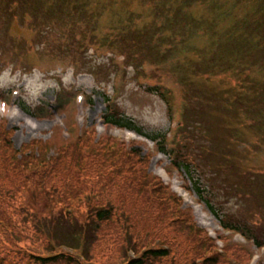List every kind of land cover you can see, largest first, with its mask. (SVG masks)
Returning a JSON list of instances; mask_svg holds the SVG:
<instances>
[{
	"label": "rangeland",
	"instance_id": "374dc122",
	"mask_svg": "<svg viewBox=\"0 0 264 264\" xmlns=\"http://www.w3.org/2000/svg\"><path fill=\"white\" fill-rule=\"evenodd\" d=\"M184 1L22 0L0 11V104L19 112L0 113V264H130L147 250L169 254L151 264H264V249L220 228L151 142L105 131L108 96L143 133H170L179 158L207 166L206 197L227 222L264 241V16L251 2L219 0L223 10L184 12L196 27H173L164 14ZM244 17L253 25L240 31ZM62 102L59 112L47 106ZM190 113L200 128L185 123ZM135 186L150 203L127 201ZM105 207L113 217L90 254L85 240L71 250L66 219L90 223Z\"/></svg>",
	"mask_w": 264,
	"mask_h": 264
},
{
	"label": "trees",
	"instance_id": "16d2710c",
	"mask_svg": "<svg viewBox=\"0 0 264 264\" xmlns=\"http://www.w3.org/2000/svg\"><path fill=\"white\" fill-rule=\"evenodd\" d=\"M219 0H186L184 1L183 5H181L178 9V11H170L167 14H164L165 16H167L169 18V20H171V24H173V27H176L178 25H180V23H187L192 25V28L196 27L195 23H202L201 21H197L195 18H191V16H189L188 14L185 16L184 12L186 11L188 13V11L191 9V5H201V4H205V5H209L212 6L213 8L215 7L214 5H216V7L219 10H223V6L218 2ZM247 1V5L252 4L253 7H255L257 14L261 16V14L264 16V0H242L240 2V5ZM22 3V0H0V11L5 12L6 14H12L18 7V5L20 6V4ZM231 11V10H230ZM225 13L227 14V16L230 15L229 11H225ZM182 19H184L185 21H182ZM195 21V23H194ZM259 24H264V18L263 20H259ZM253 25V20L250 18H243L242 20H240L237 24V29L243 30L244 28L247 27V30ZM188 26V25H187ZM156 92L162 96L165 97L164 93H161L160 90H156ZM109 98H106V101H108ZM59 107H63L60 106ZM58 109V106H57ZM28 112L30 114H32L29 110ZM33 115V114H32ZM191 116L192 114L190 113L187 117H186V121L190 122L193 124V128H190L192 130H194L195 128H200L202 126L201 122L200 123H196V121H191ZM105 122L106 123H110V124H114L120 127H124V128H129V129H136L137 131L141 132L140 129H138L133 122L130 121H126L123 116L118 115L115 113V111H110L109 113L106 114L105 116ZM142 133V132H141ZM161 137V142H159L160 144V150L168 155H172L174 157V161L176 162V165L180 168L183 169V171L186 173V175L188 176V179L191 181L192 185L194 186V190L195 192L198 194L199 198L201 200H204L206 202V204L208 205V207L212 210V212L222 221V223L226 226V228L229 229H236L239 231H242L246 234V229H243L241 227L238 226H233L231 224H229L227 222V216L224 214H221L220 211H218L215 207V204H213V202L209 199L206 198V193L207 190L203 187V178H207V175L202 171H207V166L203 165L202 167H196L194 166L192 163L184 161L182 159H186L187 156L184 155L181 158H179L180 156L176 155L174 156V152L173 151H168L167 150V146H166V136H160ZM159 137V138H160ZM154 139H158L153 137ZM186 150H190V148L188 146H185ZM182 147L180 148L181 151ZM57 162H54V164L56 165ZM59 164V163H58ZM57 164V165H58ZM201 168V169H200ZM214 176V175H213ZM114 180V179H113ZM115 181V180H114ZM128 182H130L129 180H127ZM71 183V182H69ZM116 184V181H115ZM106 186V185H104ZM128 191H126V199L128 202H130L131 204L137 203L138 199L141 197L142 202H148L150 203V198L148 196V192L145 191L144 189H142L139 186H135V187H128ZM46 190V195L48 196L50 193V191L47 189V187H45ZM96 219H93L90 223H82L79 220H76V222L72 223V221L67 220L66 219V223L68 225V230H69V236L70 239L73 243V245H68L70 248H73L75 250L81 249L82 245H81V238H85V246H84V250L86 255L90 254V250H92L93 245L96 241L97 238V232L99 230V227L101 224L107 223L109 220L112 219L113 217V210L111 208H100L97 210V213L95 214ZM63 223H60V226H62ZM248 232H250L249 229H247ZM250 235V239L252 238L255 241V244L257 245V247H262L264 245V241H262L261 239L251 236ZM251 239V240H252ZM169 254L167 252V250H147L144 255L142 256V258H137L132 260V262L130 264H151L153 260L159 259V258H163V257H167ZM36 261L38 262V264H53V263H61V262H65L68 264H71L74 262V259L71 257H59V258H52V259H46V258H35Z\"/></svg>",
	"mask_w": 264,
	"mask_h": 264
},
{
	"label": "bare ground",
	"instance_id": "6f19581e",
	"mask_svg": "<svg viewBox=\"0 0 264 264\" xmlns=\"http://www.w3.org/2000/svg\"><path fill=\"white\" fill-rule=\"evenodd\" d=\"M15 113H16L15 111L11 112V114H13V115H14Z\"/></svg>",
	"mask_w": 264,
	"mask_h": 264
}]
</instances>
